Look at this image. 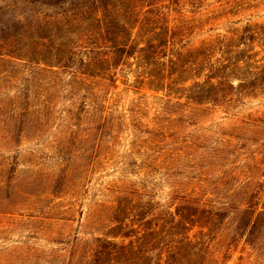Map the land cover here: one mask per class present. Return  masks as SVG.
Listing matches in <instances>:
<instances>
[{
  "label": "trees",
  "instance_id": "trees-1",
  "mask_svg": "<svg viewBox=\"0 0 264 264\" xmlns=\"http://www.w3.org/2000/svg\"><path fill=\"white\" fill-rule=\"evenodd\" d=\"M20 2L0 56L30 67L41 101L25 86L18 129L1 131L33 134L72 188L105 162L117 172L85 263L225 264L241 245L264 264V109L250 106L264 103V22L217 29L241 0ZM120 84L137 94L125 113Z\"/></svg>",
  "mask_w": 264,
  "mask_h": 264
},
{
  "label": "rangeland",
  "instance_id": "rangeland-1",
  "mask_svg": "<svg viewBox=\"0 0 264 264\" xmlns=\"http://www.w3.org/2000/svg\"><path fill=\"white\" fill-rule=\"evenodd\" d=\"M20 1L0 0V35L5 33L7 15L22 9ZM217 1L202 0V5L217 7ZM241 2L243 6L216 22L217 29L228 19L251 18L264 22V0ZM10 24L9 31L14 33L18 25ZM35 80L30 67L0 56V264H86V242L100 235L101 221L109 215V210L99 203L112 200V196L102 195V186L117 172L110 161L105 162L89 173L81 186L72 188L66 181L61 182L62 173L58 169L65 164L64 159H57L51 150L39 148L33 134L30 139L18 134L5 137L2 129H18V116L11 115L18 114L22 104L25 105L23 88L26 86L29 90L27 104L36 105L41 101L36 96ZM123 88L120 84L115 91L117 95L111 94L110 101L115 105L112 109L116 107L121 113L126 112L137 96L131 89ZM250 106L264 109V103L259 100ZM130 138L129 129L122 130L115 148L117 154L127 149ZM76 162L70 166L75 167ZM46 175L47 180L43 178ZM225 264L262 263L248 249L242 251L239 245Z\"/></svg>",
  "mask_w": 264,
  "mask_h": 264
}]
</instances>
